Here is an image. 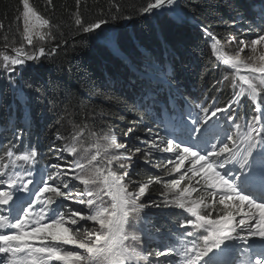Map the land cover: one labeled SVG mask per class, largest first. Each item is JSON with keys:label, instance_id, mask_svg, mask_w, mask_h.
I'll return each mask as SVG.
<instances>
[{"label": "snow or ice", "instance_id": "6c2138e0", "mask_svg": "<svg viewBox=\"0 0 264 264\" xmlns=\"http://www.w3.org/2000/svg\"><path fill=\"white\" fill-rule=\"evenodd\" d=\"M76 3L79 5L80 0ZM22 8L23 42L13 48L14 55H2L0 71L8 74V83L24 103L23 92L12 79L17 66L22 68L28 61L53 57L59 44L48 51L43 46L27 51L24 45H33L34 37L40 41L55 37L50 31V21L29 0H22ZM154 10H165L178 22L184 19L179 0H148L140 12L147 14ZM258 16L259 23L254 20L247 25L248 32L257 33L254 39H229V44H238V51L232 56L223 52L221 41L209 26H201L211 41L212 52L234 70L233 87L237 86L235 78L241 81L239 91L234 92L224 107H217L215 102L205 107L187 101L181 107L171 94L165 103L152 91H146L141 97L140 106L144 107L145 114L152 115L159 108L154 119L171 128L168 133L171 138L157 137L160 143L156 139L145 142L148 151L173 154L174 159L167 161L164 175L179 174L178 178L164 180L155 176L137 182L129 175L131 163L120 164L123 171H116L114 164L122 158L131 162L141 149L126 154L127 146L118 143L110 131L97 140L95 151L90 155L87 149H83L84 155H79L82 149L78 138L83 129L59 148L54 147L55 141L62 139L57 134L49 151H54V159L62 163L46 161L43 176L36 183L32 171L38 163L36 148L30 146L16 154L10 147L4 153L7 160L0 157V186H6L0 187L2 264H163L164 261L236 264L233 252L238 245L244 246L239 264H264V108L261 107L264 104L261 95L264 92V8ZM74 24L77 31L99 34L108 20L98 18L85 22L77 15ZM245 48L252 53L246 58L241 56ZM241 68L247 75H241ZM156 79L169 82L168 73L160 71ZM244 96L256 105V113L240 124L236 122L238 112L233 111V106L239 105ZM221 117L227 126L221 125ZM29 126L30 121L26 120L25 127ZM22 134L18 132L16 138L20 139ZM112 149L125 152L111 155ZM78 155V159L68 163L66 156ZM185 180L187 183H183ZM153 184H162L165 189L163 207L179 208L188 214L179 227L191 231L174 237L169 234L172 242L162 245L164 251L146 254L139 245L151 236L147 229L141 230L143 236L134 230L143 220L141 213L146 208L162 206L140 202ZM20 191L28 196L14 199ZM65 201H71V205ZM72 205L83 208L74 210ZM87 222L92 223L91 228L83 227Z\"/></svg>", "mask_w": 264, "mask_h": 264}, {"label": "trees", "instance_id": "16d2710c", "mask_svg": "<svg viewBox=\"0 0 264 264\" xmlns=\"http://www.w3.org/2000/svg\"><path fill=\"white\" fill-rule=\"evenodd\" d=\"M29 2L50 21L55 37L51 45L59 44V48L53 57L28 61L22 68L17 66L12 79L22 90L24 103L8 83V75L0 72V157L5 158L4 153L10 147L21 153L33 146L38 152L36 167L44 169L45 162H53L56 155L49 151L56 135L62 137L55 141L56 148L62 147L67 137V132L57 127L66 119L78 127L115 130L117 136L122 135L119 143L128 147V153L140 148L128 169L132 180L137 182L155 176L164 180L179 176L164 175L167 161L174 158L173 154L148 151L145 142L156 139L160 143L157 137L171 138L168 135L171 130L159 119H154L159 108L152 115L145 114L144 107L140 106L142 95L152 91L167 103L171 94L181 107L185 106V101L208 107L212 103L206 102L207 99L219 96L223 103L230 101L233 98V89L228 84L231 75L223 81L226 67L212 52L211 41L205 37L201 26H209L222 45L231 37L236 41H248L257 33L248 32L247 25L254 20L259 23L258 13L264 8V0H179L184 19L178 22L166 11L141 14L140 9L148 0H80L79 5L76 0ZM21 12L22 0H0V24L3 25L0 47L8 41L17 42L22 28ZM77 15L85 22L98 18L108 20L104 28L111 26L112 34L99 39L96 33L77 31L74 24ZM113 16L118 18L113 19ZM160 71L168 73L169 82L156 79ZM207 77L213 78L214 84L201 100L194 94L192 81L196 87L203 86ZM255 113L253 105L239 104L238 116L250 120ZM26 120L30 121L27 128ZM9 124L15 125L12 134L7 132ZM18 132L23 133L20 139L16 138ZM124 133H128L127 136ZM146 160L152 164H147ZM164 191L162 184L150 185L141 203L162 205L146 210L156 219L150 222L155 226L154 231L165 242H172L169 234L174 237L188 231V228L179 227L188 214L179 208L163 207ZM168 199H171L170 194ZM83 227L91 228L92 223L87 222ZM151 247L149 252L156 251ZM164 263L169 264V261Z\"/></svg>", "mask_w": 264, "mask_h": 264}, {"label": "rangeland", "instance_id": "374dc122", "mask_svg": "<svg viewBox=\"0 0 264 264\" xmlns=\"http://www.w3.org/2000/svg\"><path fill=\"white\" fill-rule=\"evenodd\" d=\"M22 11H23V8H22ZM154 11H158L159 12V11H165V10H154ZM20 20H21V23H22V28H21V32H20L19 38H17L15 40L17 42H13L12 43L11 41H8L4 45H2V47H0V66H2V55L3 54L14 55L15 53L13 52V48L18 47L23 42L22 12L20 14ZM102 27L104 28L105 26H102ZM44 31H49V29H45ZM50 31H51L52 37H54L53 33H52V29H50ZM97 31L99 32V30H97ZM112 32H113V28L111 26H109L107 28H104L103 32H100L99 34H95V36L98 37L99 39H102V38H106L107 36H110L112 34ZM87 34L92 35L93 33H87ZM254 38H255V36L252 39H254ZM53 39L54 38H48L45 41H40L38 38L34 37L33 45H27L25 43L24 46H25V49L27 51H34L37 48H39L40 46L45 47L46 51H48V49L52 47L51 43H52ZM243 40H245V39H243ZM222 46H223V52L225 54H227L228 56L235 55L236 52L238 51V44L236 42H233L231 44H229L227 42L226 44H223ZM249 55H252V53H251L250 49H247V48H245V50L241 53V56L245 57V58L248 57ZM256 55H259V52H257ZM219 61L224 67H226L225 68L226 72L223 75V81L225 80V78L228 77V75H231L228 78L229 79L228 84H230V88L233 89V95H234L235 91H239V86L241 84V81L238 78H235V83H236L237 86L234 88L233 87L234 70L230 66L225 65L223 63L222 59H220ZM0 72H3L5 74H7L4 71H0ZM241 75H247V73L243 70V68H241ZM192 83H193V86H194V94L196 95L197 98L203 100L204 97H206V95H207V93H208V91L210 89V86L214 84V79L207 77L204 85L203 86H199V87H196L195 83L193 81H192ZM261 95L264 96V94H262V93H261ZM221 98L222 97L219 96L218 98L215 97L214 99H207L206 102H210V103H214L215 102V104L217 103V105H218V104H221V101H220ZM241 103L242 104L245 103V104H248V105H253L254 109L256 110V105L247 96L241 97ZM263 105L264 104H261V107H263ZM246 121H247L246 118H241L240 117V118L237 119L236 122L240 123V124H244ZM57 127L61 128L64 131L67 132L66 133L67 137L63 139L62 146H63V144L69 142L73 135H76L77 132H80V130L83 129V132L81 133V135L78 138V144L81 146V149H82V151L79 153V155H84L85 154L83 149H87L88 150V153H87L88 155H90L92 152H94L95 151L94 145L96 144L97 140L100 137H102L104 134L109 133V131L111 132V134H114L117 137V142L118 143H119V140H120L119 138L122 136V135H118L117 136L116 133H115V130L114 131L107 130L106 127L105 128H98V129H94V128L89 127V126H79L78 127V126H76L75 123H73L72 121H67L66 119L63 120L62 122L58 123ZM9 128L10 129H8L7 132H10L12 134L13 133L12 132L13 131V125L9 124ZM16 130H19V128L17 127ZM232 131H235V129L233 128ZM101 144H103L102 141H101ZM122 152H125V150L124 149H112L110 151V154L111 155H120ZM126 154H128V151H127ZM79 155L77 157H75V158L71 157V156H66V159H67L68 163L70 164L73 159H78ZM172 159H174V158H172ZM4 160H7V157H5ZM54 160H53L52 163H56V162H61L62 163V161H56V160L54 161ZM129 163H131V162L128 161L127 159H123L122 158L118 163L114 164L113 167H114V169L116 171L122 172L123 169H121L119 167V165L120 164L127 165ZM147 164L151 165L152 163L148 161ZM25 168L27 169V166H25ZM32 171H33L34 183L39 182L41 180L42 176H43V169L42 168H38V167H36V165H34L33 168H32ZM69 183H70V187H71L72 182H69ZM76 183L78 184V182H76ZM0 187H6V186H0ZM29 187L32 188L33 185H29ZM129 187H130V190H132L131 186H129ZM79 188L82 189L83 186L80 185ZM20 192H23V191H20ZM20 192H17L15 194H18ZM69 202H71V201H66L65 203L67 204ZM140 202H141V200H140ZM73 209L75 210L77 208H73ZM141 216L143 217V220L140 222V224L138 225V227L134 231L136 232V234L143 236V231H141V230L142 229H147L149 234H150V236H151V239L144 240L143 243L141 245H139V247L141 248V250H146V254H147V252H149V246H152L151 248L155 247L154 248L155 250L164 251L165 249L163 247H158V246H156V243H155L160 238H158V235H157L158 232L156 233V231H154L155 226L153 224H150V222H154L155 221L154 217L151 216L149 213H147L146 209H145V211L143 213H141ZM68 247H71V246H68ZM243 247H244L243 245H238L237 249L234 250L233 256L235 257L236 260H238V259L240 260L242 258L240 254L243 251ZM0 264H2V260H0Z\"/></svg>", "mask_w": 264, "mask_h": 264}]
</instances>
